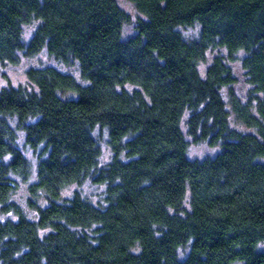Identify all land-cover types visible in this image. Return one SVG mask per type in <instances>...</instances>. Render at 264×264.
Segmentation results:
<instances>
[{
  "label": "trees",
  "instance_id": "trees-1",
  "mask_svg": "<svg viewBox=\"0 0 264 264\" xmlns=\"http://www.w3.org/2000/svg\"><path fill=\"white\" fill-rule=\"evenodd\" d=\"M130 1L126 37L118 0H0V65L47 50L83 80L33 67L31 88L0 89V211L17 216L0 219V264H264V0ZM213 49L243 55L246 97L225 55L201 70ZM187 113L215 156L190 157ZM20 131L35 219L12 200L33 174ZM87 180L104 203L64 195Z\"/></svg>",
  "mask_w": 264,
  "mask_h": 264
},
{
  "label": "rangeland",
  "instance_id": "rangeland-1",
  "mask_svg": "<svg viewBox=\"0 0 264 264\" xmlns=\"http://www.w3.org/2000/svg\"><path fill=\"white\" fill-rule=\"evenodd\" d=\"M120 5L126 10L132 17V22L126 24L124 27V34L126 37H129L136 33V21L137 18L141 16L137 7L133 2L130 0H118ZM37 22L29 24L25 26L24 30V37L27 41L31 39L34 34L35 28L37 26ZM184 35L188 38H198L201 27L196 24L194 26H187L182 28ZM218 54H223L227 57L228 63L234 70L235 75L238 78V81L235 85V89L237 93L243 97H246L250 91V86L246 81L245 70L242 66V59L243 55L238 54L234 55L233 58L230 57L223 49H213L208 51L207 60L201 64V70L205 71L207 67L212 63L214 57ZM46 66H55L59 68L61 71L70 73L74 75L80 81H83L81 78V72L77 65L68 66L64 63L56 60L52 57L47 50L41 51L39 54L34 56H21V60L17 64H6L0 65V89L12 85V86H20L24 85L29 88L32 87L28 77L27 71L33 67H46ZM189 114L187 113L184 122H183V129L186 133L187 138L190 141V151L189 155L193 159H204L206 157H213L221 148L219 146H213L208 141H198L196 142L191 135L188 133V125L187 119ZM15 124V123H14ZM243 130H247L244 126H239ZM100 134V133H98ZM102 134V144L104 147V159L105 161H110L112 158V151L107 144V132L104 131ZM19 147L23 150L26 156L31 160L33 164V174L32 177L28 181H23L21 178H17L19 182V189L16 194L13 196L12 200L16 202L22 209L25 210L27 215L35 219L37 217V213L30 208L28 204V200L32 198L30 186L34 183L37 179V164H38V157L36 152L26 143L25 134L24 132H19V139H18ZM75 191H81L83 194L91 198L96 203H104L105 201V186L98 185L93 183L91 180L85 181L83 184H73L67 187L64 190V195L66 197H71ZM13 218L17 219V216L13 213H5L0 211V219H8ZM261 247L264 249V243L261 244Z\"/></svg>",
  "mask_w": 264,
  "mask_h": 264
}]
</instances>
